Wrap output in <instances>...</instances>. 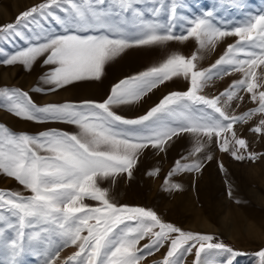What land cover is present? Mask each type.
I'll use <instances>...</instances> for the list:
<instances>
[{
	"label": "snow or ice",
	"instance_id": "obj_1",
	"mask_svg": "<svg viewBox=\"0 0 264 264\" xmlns=\"http://www.w3.org/2000/svg\"><path fill=\"white\" fill-rule=\"evenodd\" d=\"M140 2L43 0L22 12L14 23L0 25V42L19 38L25 45L11 53L0 49V63L30 70L45 57L43 64L52 66L41 77L50 87L33 89L36 92L100 80L105 65L130 47L191 38L200 48H214L225 37L237 38L208 69L197 68L195 53L191 57L173 54L158 66L114 84L102 102L40 106L28 92L0 87V108L16 117L37 123L64 122L79 129L77 134L51 129L29 135L0 125V174L14 178L30 193L0 190V236L8 229L15 233L7 241L12 264H18L26 245L40 247V264H141L146 255L165 246L167 251L157 264H183V258L193 251V264H203L202 257L209 250L240 255L211 234L185 231L162 221L151 209L113 203L99 181L124 173L131 177L144 149L165 151L166 144L183 133L197 137L191 155L204 150L206 138L237 161L258 158L247 151L248 142L234 126L257 117L258 123L249 130L264 135V13L249 15L238 26L224 29L214 22V10H208L189 18L184 34L175 35L170 24L157 19L160 8L151 9L148 16L137 7ZM229 2L238 4V0ZM171 12L169 21L175 16L176 3ZM49 19L59 31L49 25ZM234 72L241 78L219 96L200 94L213 77ZM177 77L188 81L187 90L168 93L144 115L127 119L114 110V106L141 101ZM240 92L247 93L255 107L229 114L221 100L225 105L243 100ZM201 167L199 160H178L168 175L198 172ZM169 183L166 178L165 185ZM170 188L180 185L170 184ZM85 199L98 204L90 206ZM25 229L33 231L26 233ZM144 239L149 242L140 247ZM69 246L77 251L61 259V251ZM256 256L264 264V249Z\"/></svg>",
	"mask_w": 264,
	"mask_h": 264
},
{
	"label": "rangeland",
	"instance_id": "obj_2",
	"mask_svg": "<svg viewBox=\"0 0 264 264\" xmlns=\"http://www.w3.org/2000/svg\"><path fill=\"white\" fill-rule=\"evenodd\" d=\"M41 2L43 0H0V25L14 23L22 12ZM173 3H176V12L174 18L169 21L168 17L172 15ZM137 7L148 16H150L151 9L160 8L157 17L159 22L170 24L173 33L180 35L184 34V30L188 27L189 18L202 15L208 10H214L213 19L218 26L231 29L244 22L249 15L264 13V0H238V4H232L229 0H141ZM57 14L63 15L59 12ZM49 25L59 31V26L50 19ZM236 39L234 36L225 37L218 41L214 48L212 46L200 48L191 38L186 41L173 40L163 44L137 46L142 47L146 55L137 57L134 64L123 68V75L128 76L122 75L121 78L108 76L106 65L118 63L123 58L118 55L113 59L114 61L111 60L105 65L100 80L76 81L55 92L33 91L35 88L50 87L41 79L52 67L43 64L45 57L39 58L30 70L20 64L6 66L0 63V87L19 88L28 92L34 102L40 106L48 103L78 104L85 100L102 102L110 94L114 84L150 67L158 66L173 54L191 57L195 53L198 56L197 68L208 69L223 55L228 45L235 43ZM24 46V42L19 38L7 43L0 42V49L9 53ZM240 78L239 72L213 77L205 84L200 94L208 98L219 96L229 88L233 81ZM76 83L82 84L75 85ZM92 84H96L97 91L77 93L82 89L77 86ZM68 86L71 88L61 92ZM187 88L188 81L183 77L173 78L153 89L143 98L144 101L142 99V102H137L139 104L135 106L136 108L138 106L147 107L132 111L130 106L133 105L131 104L114 106V110L124 118L135 119L158 104L168 93L186 91ZM59 92L61 93L58 94ZM239 95L245 98L235 99L227 105L224 104V98H222L221 106L225 107L229 114L239 115L255 107L247 93L240 92ZM256 123H258V118L253 117L247 124L234 126L238 136L248 142L247 151L257 154L258 158L255 161L250 159L237 161L229 153L221 152L215 143H207L206 138L203 140L204 150L191 155L196 147L197 137L190 133H183L173 137L166 144L165 151L151 147L144 149L137 158L131 177L126 173L120 174L114 179L99 181V186L107 190L109 199L117 205L151 209L164 222L172 223L185 231L211 234L216 237L217 242H222L231 247L234 252L240 253V255L232 256L229 253L209 250L202 257L203 264H228L229 261L231 264H260V258L256 256V253L264 249V135L249 130ZM0 125L15 133L23 132L29 135H38L40 132L51 129L66 131L70 134L79 132L75 125L58 121L44 123L28 121L16 117L3 108H0ZM244 154L247 155V153ZM209 156L212 159H208ZM178 160L184 163L199 160L202 167L198 172H180L169 177V172ZM221 165H223V170H221ZM154 171L157 174L150 175ZM166 178L170 182L167 186L165 185ZM170 184H179L180 188L171 189ZM0 190L30 195L14 178L5 174H0ZM84 203L90 206L98 204L89 199H85ZM25 231L30 233L33 229H25ZM14 236L15 233L11 229L6 230V233L0 236V264H12L7 241ZM148 242V239L141 240L139 246L142 247ZM40 250V247L26 245L24 252L18 258V264H40L38 256ZM75 251H77L75 246H69L61 251L60 257L64 259ZM166 251L167 246L151 255H146L141 264H157ZM194 260L195 252L193 251L192 254L183 258V264H193Z\"/></svg>",
	"mask_w": 264,
	"mask_h": 264
},
{
	"label": "bare ground",
	"instance_id": "obj_3",
	"mask_svg": "<svg viewBox=\"0 0 264 264\" xmlns=\"http://www.w3.org/2000/svg\"><path fill=\"white\" fill-rule=\"evenodd\" d=\"M2 10H4V9H2ZM15 10H17V9H15ZM144 51L145 50H143L142 47H137V46L136 47H130V48L126 49L123 53H121L119 55V56H121L123 58L118 63H116V64L109 63V65H106V71L108 73V76L112 75L110 77L117 78L118 76H120L121 74H123V71L122 70H123L124 67H126L127 65L130 66V64H134L135 60H137V57H139V56H145L146 55V53ZM130 71H132V70H130ZM107 73H105V74H107ZM95 85L96 84H94V85L92 84V85H81V86H77L78 88H81L82 87V89L79 90V91H77V93L78 92L79 93L80 92H82V93H84V92L91 93V92L97 91V88H96Z\"/></svg>",
	"mask_w": 264,
	"mask_h": 264
},
{
	"label": "crops",
	"instance_id": "obj_4",
	"mask_svg": "<svg viewBox=\"0 0 264 264\" xmlns=\"http://www.w3.org/2000/svg\"><path fill=\"white\" fill-rule=\"evenodd\" d=\"M122 75H123V74H121L120 76H121V77H123V76H128V75H123V76H122ZM120 76H118V77H120ZM121 77H120V78H121ZM95 83H98V82H95ZM80 84H82V83H76L75 85H80ZM75 85H74V86H75ZM69 88H71V87L68 86V87H66L65 89H62L61 92L65 91V90H67V89H69ZM61 92H59L58 94H60ZM58 94H57V95H58ZM55 95H56V94H55ZM55 95H53V96H55ZM53 96H51V97H53ZM51 97H50V98H51ZM143 101H144V99H143ZM141 102H142V101H141ZM139 103H140V102H139ZM139 103L132 104L133 106H130V109H131L132 111H134V110H138V109H142V108L147 107V106H145V107H142V108H140V107L136 108L135 106H136L137 104H139ZM130 109H129V110H130ZM143 161H144V160H143Z\"/></svg>",
	"mask_w": 264,
	"mask_h": 264
}]
</instances>
